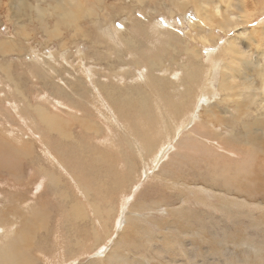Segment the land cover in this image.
<instances>
[{"label":"rangeland","instance_id":"rangeland-1","mask_svg":"<svg viewBox=\"0 0 264 264\" xmlns=\"http://www.w3.org/2000/svg\"><path fill=\"white\" fill-rule=\"evenodd\" d=\"M208 1L197 13L193 5L198 0H0V39L12 42L0 49V154L3 149L7 154L14 150L21 154L12 167L0 168V208L19 199L22 204L35 201L49 209V217L42 223L46 227L39 228L38 219L25 225L28 233L42 237L41 247L30 251L38 258L34 264L106 262L115 245L121 254L120 263L115 264H264V154L248 159L245 138L238 134L242 121L263 113L264 105L251 102L252 96L262 98L264 94L258 77L245 74L250 65L226 62L229 57L223 53V46L232 40L249 61H263L259 47L264 48V0H244L242 5L241 0H233L234 5L228 0ZM60 6L72 12L74 21L59 13ZM213 6H219L221 12L225 9L226 16L214 14ZM230 12L235 17L224 19ZM126 31L137 46L134 43L127 49L123 45L120 35H127ZM200 35L207 40L203 42ZM184 46L193 47L201 59L184 52ZM160 49H165L162 63L151 68L148 56ZM114 50L121 52L120 57ZM211 55L221 61L215 66L219 73L213 70ZM225 63L234 69L238 65L239 71L235 79L226 80L231 97L221 101L219 83ZM10 74L14 83L6 78ZM244 74L245 78L236 79ZM153 77L174 81L181 77L191 94L183 99L180 79L176 85L169 81L168 93L160 95L164 102L159 103V94L150 85ZM97 79L102 80L98 86L93 84ZM18 82L29 102L46 107H38L39 117L16 95ZM239 85L252 87L249 98L233 96L235 90L243 92ZM127 86L145 91L149 107L118 106L104 99L103 92L108 96L117 88L126 93ZM204 90L207 97L202 96ZM96 97L104 103L108 116L96 113ZM156 102L162 111L168 107L172 116L192 107L173 134L167 123L172 135L167 142L158 137L165 132L161 117H170L157 109ZM247 105L248 110L238 111L237 107ZM50 112L54 113L53 123L42 131L39 125H47ZM77 117L97 125L86 130ZM63 130H69L71 137H60ZM256 131L261 132H251ZM192 133L197 138L191 139ZM39 145L48 147L53 157ZM29 146H35L30 155L24 152ZM60 146L67 150L60 151ZM51 169L62 172L60 186L50 183ZM83 186L88 188L86 192ZM69 196L83 210L86 207L84 217L71 215L66 204ZM141 200L140 208L135 209ZM92 201L101 206L100 213L94 212ZM151 201L157 205L145 207ZM136 216L142 219L139 224L131 221ZM7 217L0 213L1 219ZM12 222L19 227V219Z\"/></svg>","mask_w":264,"mask_h":264},{"label":"bare ground","instance_id":"bare-ground-1","mask_svg":"<svg viewBox=\"0 0 264 264\" xmlns=\"http://www.w3.org/2000/svg\"><path fill=\"white\" fill-rule=\"evenodd\" d=\"M203 1V0H202ZM229 1V3H231V4H233L232 3V1L233 0H228ZM182 2H183V0H182ZM192 2V1H191ZM196 2V1H195ZM207 2V3H206ZM208 2H210V1H208V0H206L205 1V3H203V2H201V1H199L198 0V2L195 4V5H193V7H196V12L198 13L199 12V10L201 9V4H203V5H205V4H207V5H209L208 4ZM212 2V1H211ZM215 2V1H214ZM218 2H219V0H218ZM223 1H221V3H222ZM241 5H242V3L244 2L245 3V1L243 0H241V1H238ZM215 3H217V2H215ZM224 3V2H223ZM219 4V3H218ZM200 5V8L198 7ZM212 5V4H211ZM210 5V6H211ZM234 5V4H233ZM181 6V8H183L184 7V4H181L180 5ZM226 6H228L227 4H226ZM243 6H244V4H243ZM204 7H206V6H204ZM214 7V6H213ZM219 6H215L214 7V10H215V13L214 14H217V15H219V16H222V14L225 12V9H224V11H220L219 10V8H218ZM225 7V6H224ZM60 8V14H62L63 16L64 15H66V17H67V21H74V20H72L71 18L73 17V14H72V12L71 11H68V9L66 10L63 6H60L59 7ZM211 8V7H210ZM242 8V7H241ZM243 8H245V7H243ZM41 9V8H40ZM57 9V8H56ZM204 9V8H203ZM228 9V8H227ZM246 9V8H245ZM242 10V9H241ZM55 11V10H54ZM89 11H91V10H89ZM232 11V10H231ZM245 11V10H244ZM40 12H42V11H40ZM202 12V11H201ZM200 12V13H201ZM204 12H206V10H204ZM241 12V11H240ZM245 12H247V11H245ZM244 12V13H245ZM43 14V13H42ZM209 14V13H208ZM226 14H228V13H226ZM230 15L229 16H227V17H223L224 19L225 18H228V20H231L232 19V17L234 16V14L233 13H229ZM75 15V14H74ZM201 15V14H200ZM205 15H207V14H205ZM213 15V14H212ZM235 15H237V13L235 14ZM240 15V14H239ZM244 15V14H243ZM204 16V15H203ZM224 16H226L225 15V13H224ZM241 16V15H240ZM239 16V17H240ZM216 17V16H215ZM235 17V16H234ZM237 17V16H236ZM247 17V16H246ZM252 17V16H251ZM79 18V17H78ZM203 18V17H202ZM201 18V19H202ZM245 18V17H244ZM245 20H246V18H245ZM250 20V19H249ZM66 21V20H65ZM77 21V20H76ZM202 21V20H201ZM204 21V20H203ZM225 22V21H224ZM232 22V21H231ZM235 20H234V24H235ZM229 23H230V21H229ZM137 24H139V23H137ZM94 25V24H93ZM222 25V24H221ZM226 25V24H225ZM54 26V25H53ZM95 26H97L96 24H95ZM192 26V25H191ZM224 26V25H223ZM43 27H47V26H43ZM98 27H100V26H98ZM219 27H221V26H219ZM230 27V26H229ZM235 27V26H234ZM238 27V26H237ZM221 28H227V27H221ZM99 29V28H98ZM124 29V28H123ZM241 29V28H240ZM225 31H226V29H224ZM253 30H255V29H253ZM257 30V29H256ZM256 30H255V32H256ZM97 31V30H96ZM99 31V30H98ZM262 31V30H261ZM102 32V31H101ZM123 32H125V31H123ZM126 33H127V35H120V39L122 40V43H123V45L128 49L130 46H132L134 43L136 44V46H137V43L136 42H134V39H133V37H130L128 34L130 33V32H128V31H126ZM250 34H251V32H250ZM132 35V34H131ZM174 35V34H173ZM252 35H254V33L252 34ZM174 37V36H173ZM199 37V36H198ZM200 39H202V41L204 42V40H207V39H205L204 37H203V35H200V37H199ZM255 39V38H254ZM6 42H10V40H2L1 41V39H0V49H2V50H4L5 48H6V46H7V44H6ZM10 43H12V42H10ZM207 43V42H206ZM234 44H236V45H234ZM258 44H260V42H258ZM15 46H17V45H15ZM237 43H235L234 41L232 42V40H228V42L226 43V45L225 46H223L224 48H223V53L227 56V57H229V59L228 60H226V62L227 61H232V63L234 64V62L233 61H236V62H238L239 64L238 65H241L242 67H244V66H246V65H250V68L249 69H246L245 70V74H248V76L247 75H245L244 74V76L241 78V77H239V78H236V79H243V78H245L246 76L247 77H252V75L251 76H249V74H255L254 76H256V78L258 77V79H259V82H258V84H259V87L262 89V93L264 94V48H262L261 46L259 47V51H261L260 52V56L261 57H263V61L262 62H258V63H255L254 64V62L253 61H249L247 58H246V56H245V53L244 52H242V51H239L238 49H237V47H239V46H237ZM116 47H118V46H116ZM133 48H134V46H133ZM241 49V48H240ZM163 50H165V49H160L159 50V52L158 53H156V55L155 56H148V60H149V64H150V67L151 68H153V67H156V66H159L161 63H162V57H160L161 56V54H162V52H164ZM183 50H184V52H186V53H188V54H191V55H193L194 56V58L197 60V61H199L200 59H201V56H200V54H197L195 51H194V49H193V47H188V46H184V48H183ZM114 54H118V56H119V54H121V52L120 51H118V50H114V52H113ZM222 54V53H221ZM105 56V55H104ZM225 56V57H226ZM97 57V56H96ZM120 57V56H119ZM144 57H146V55L144 56ZM209 58L211 59V63H212V65H213V67H214V71L215 72H217V70L215 69L217 66H218V64H219V62H221L220 61V59H218L217 57H215V56H213V55H211V56H209ZM259 58V57H258ZM105 59H107V61H108V63H110L111 65H115L116 63H115V61H110L108 58H105ZM120 59V58H119ZM227 59V58H226ZM121 60V59H120ZM225 60V59H224ZM171 61H173V59H171ZM171 61H169V62H171ZM260 61V60H259ZM119 62V61H118ZM175 62V61H174ZM228 62V63H229ZM231 63V62H230ZM229 63V64H230ZM169 64H173V63H169ZM175 64H177V63H175ZM237 64V63H236ZM235 64V65H236ZM8 65V64H7ZM6 65V66H7ZM223 66H222V68H221V70L223 69L224 71L226 70V72H222L221 73V80H220V83H219V85H220V89L219 90H221L222 92H223V96H221V101H223L224 99H227V98H230L231 97V95L229 94V92L231 91V88H229L228 86H227V84H226V80L227 79H231V78H233V79H235V74L239 71L238 70V68H236L238 65H236L235 66V69L232 67V66H230V67H228V66H226L227 64L225 63V64H222ZM3 66V65H2ZM149 66V65H148ZM209 67H210V65H208ZM216 66V67H215ZM5 67V66H4ZM182 67H184V65H182ZM239 67V66H238ZM230 70H229V69ZM5 69H8V68H4V70ZM103 69V68H102ZM3 70V71H4ZM105 70V69H104ZM110 70V69H109ZM171 70V69H170ZM212 70V71H213ZM172 71V70H171ZM172 72H174V71H172ZM220 71H218L217 73H219ZM88 73H90V72H88ZM216 73V74H217ZM214 74V73H213ZM7 77V80L9 81V82H12V83H14V80H15V78H13L12 76H11V74L10 75H6ZM191 76H192V73H191ZM198 76L199 75H195L194 76V78L195 79H197L198 78ZM90 76L89 75H86L84 78L86 79V82L87 83H89V81H87V79L89 78ZM211 77H214V75H211ZM216 77V76H215ZM214 77V78H215ZM164 78V77H163ZM166 78V77H165ZM192 78H193V76H192ZM120 78H118V80H119ZM180 79V80H179ZM206 79V78H205ZM98 80V79H97ZM177 80H179V82H180V85H181V87H183V90H181L180 91V97H182L183 99H185V97L187 96V94H189L190 93V91L189 90H187V88L184 86V83L182 82V79H181V77H177V79H176V81ZM216 80V79H215ZM102 81V80H101ZM100 80H98V81H96L97 83H93V84H96V86H98V82H101ZM104 81H106V80H104ZM169 81H171V83L172 84H174V85H176V81H174V80H169L168 79V77L166 78V79H162V77L160 78V77H158V78H155V77H153L152 78V81L150 80V85L152 86V88L154 89V91L155 92H157L159 95H158V97H157V99H158V101H159V103H163V102H161V100H162V97L160 98V95L162 96V93L165 91V93H168V84H170V82ZM11 83V84H12ZM104 83H107V82H104ZM203 83V82H202ZM202 83H201V85H202ZM209 83V82H208ZM18 84H19V82L18 83H16L15 84V87H14V89H15V91H16V95H19L20 97H22L24 100H23V102L25 101L26 103H27V105L29 106V107H31V108H29V107H27L28 109H30L31 111H34V114H36V116L37 117H39V111H38V107L39 106H42V107H44V108H46L45 106H43L42 104H41V102H37L36 104H32L31 102H29L28 100H27V97H25L26 95H24V93H23V91H22V89H21V87L20 86H18ZM90 84V83H89ZM92 84V83H91ZM108 84H110V83H108ZM205 84V83H204ZM20 85V84H19ZM205 85H207V84H205ZM92 86V85H91ZM94 86V85H93ZM166 86V87H165ZM208 86V85H207ZM115 87V86H114ZM180 87V88H181ZM209 87L211 88V83H209ZM239 88H243V92H238V91H234L233 92V96H243L244 97V99L246 98H249L250 97V95H251V93H252V91L250 92L249 90L251 89L252 90V87H250L249 85H244V86H238ZM95 88V87H94ZM179 88V89H180ZM245 88V89H244ZM61 89V88H60ZM126 89H127V92L126 93H120L118 90H117V88H115V89H111L110 91H109V93H108V96H106V94L103 92V97H104V99L105 100H107L108 102H112L113 104H115V105H118L119 106V104H123V105H128V106H131V108H139L138 106H140V105H138V104H144L145 105V107H149V105H148V103H149V101H150V97H149V95L147 96L146 95V93H145V91H142V89H136V88H131V87H129V86H127L126 87ZM198 89L200 90V86L198 87ZM247 89V90H246ZM254 89V88H253ZM92 90V89H91ZM99 90H100V92H102L101 91V89H100V87H99ZM95 91V90H94ZM167 91V92H166ZM203 92V91H202ZM260 92H261V90H260ZM65 93V92H64ZM91 93H93L92 91H91ZM66 94V93H65ZM97 94V93H96ZM191 94V93H190ZM197 94V93H196ZM93 95H95L94 93H93ZM163 95H164V93H163ZM195 95V94H194ZM245 95V96H244ZM1 96V95H0ZM202 96L203 97H207L208 96V92L206 91V90H204V92L202 93ZM262 96V95H261ZM167 97L168 98H170L171 96L168 94L167 95ZM167 97H165V98H167ZM98 97H96V100H98V104H99V106L100 107H102V108H100L99 106L97 107V114L98 115H101V117H103V115L104 116H108V114H107V112H106V109H104L103 107H104V103L101 101V99L99 100V99H97ZM155 98V97H154ZM1 99V98H0ZM95 99V98H94ZM164 99V98H163ZM165 100V99H164ZM172 100V99H171ZM252 100H253V102H251V104L253 105V104H256V102L255 101H257L258 100V102H257V104L259 103L260 105H264V96H262V98H260V97H258V98H256L255 97V95L254 96H252ZM22 101V100H21ZM24 102V103H25ZM169 102H170V100H169ZM192 102H193V100H191V104H192ZM23 103V104H24ZM25 103V104H26ZM63 103H64V101H63ZM61 104V103H60ZM150 104V103H149ZM168 104V103H167ZM171 105H172V101H171V103H170ZM169 104V105H170ZM256 104V106H258ZM26 105V106H27ZM58 105H59V103H58ZM143 105V106H144ZM165 105H166V103H165ZM213 105V104H212ZM217 104H214L213 106H216ZM60 106H62V105H60ZM108 106V105H107ZM142 106V107H143ZM154 106V105H153ZM156 106H157V109H159V110H161L160 109V106H159V104L156 102ZM248 106V105H247ZM245 106V107H242V106H239V107H237V109H238V111L239 112H244V111H246V110H248L249 109V107L250 106ZM55 107V106H54ZM115 107V106H114ZM145 107H144V109H145ZM63 108V107H62ZM62 108L61 109H59V108H54V111H61L62 110ZM140 109V108H139ZM176 109V108H175ZM191 110H192V107L191 108H189L188 110H187V112L186 113H182V114H179V115H176V116H174V114H173V116H172V114H170V110H169V108L168 107H166V106H164V108H163V111L161 110L160 112L165 116V117H170V118H167L166 120H162V117H161V122L163 123V125L165 124V126H164V128H165V132H164V137L163 136H161L160 135V133H163V132H159V137H158V139H161V138H163V140H164V138H165V140L164 141H168V139H171L170 138V136H172V135H169V133H168V131H167V129H166V127H167V123L170 125V126H172V134L179 128V126H181L180 124L182 123V122H184L185 121V118L189 115V113L191 112ZM108 111V110H107ZM140 111V110H139ZM146 111H148V110H146ZM172 111H174L173 113H175V111H177L178 112V110H172ZM262 111H263V113H261L260 114V116H258L257 118H255V119H253V120H251V121H242L241 122V131L240 132H238V134H240L241 135V137H244L245 138V141H246V146H248V148H247V152L249 153V151H250V154H249V156H248V159H250L251 157L252 158H256V157H258L257 155L259 154V153H262V154H264V107H262ZM110 112V111H109ZM116 112V111H115ZM121 112H122V110H121ZM124 112V111H123ZM122 112V113H123ZM141 112V111H140ZM84 113H86L85 111L83 112V114ZM172 113V112H171ZM19 114H21V113H19ZM110 114H111V112H110ZM109 114V115H110ZM183 114H185L186 115V117H184L183 118ZM16 115V114H15ZM52 115H54V113L53 112H50V114H48V115H46V118L48 119V122H47V125H39V127H41V130L43 131V130H45V129H47V127H49V126H51L52 125V123H53V118H52ZM198 116V115H197ZM35 118V117H34ZM21 119H22V117H21ZM75 119H79V122H80V124L82 125V127L84 128V129H86V130H89V129H94L95 127H96V125H97V123L96 122H91V121H89V120H87V119H85V118H83V119H80V117H77V118H75ZM164 119V118H163ZM195 119V118H194ZM201 120V119H200ZM26 121V120H25ZM199 123H201V122H199ZM206 124H210L209 122H205ZM182 125H183V123H182ZM196 126V125H195ZM256 129H259V130H261V132L259 133V131L257 132L256 131V133H252L251 131L252 130H256ZM8 130V129H7ZM191 133V132H190ZM259 133V135L257 136V134ZM238 134L236 135V136H238ZM190 135V134H189ZM239 135V136H240ZM59 136L60 137H65V138H69V137H71L70 136V131L69 130H63V131H60V133H59ZM187 136H188V134H187ZM192 137H194V138H197L196 137V135H195V133H192V135L190 136V138L191 139H193ZM40 139V138H39ZM71 139V138H70ZM156 138L154 137V135L152 136V140H155ZM199 139V138H198ZM69 140V139H68ZM67 140V141H68ZM145 140L147 141V139L145 138ZM197 140V139H196ZM40 143L42 142L41 141V139L40 140H38ZM170 142H172V141H169V143L168 144H170ZM79 143V142H78ZM164 143V142H163ZM69 144V143H68ZM147 144V143H146ZM155 144H156V142H155ZM67 145V144H66ZM135 145V144H134ZM150 145V144H149ZM225 145V144H224ZM40 146V145H39ZM48 146H49V144H48ZM76 146V145H75ZM147 146V145H146ZM151 146H152V144H151ZM167 146V144L165 145V147ZM35 147V146H34ZM34 147L33 146H29V147H26L25 148V154H32L33 152H34ZM41 147V146H40ZM78 147V146H77ZM125 147V146H124ZM135 147V146H134ZM150 146H147V148H149ZM138 148V147H137ZM160 148V146H158V148L157 149H159ZM164 148V147H163ZM222 148H223V146H222ZM229 148H231V147H229ZM41 149H42V151H43V153H45L48 157H50V158H52L53 157V155H52V153H50L49 152V149H48V147H46V148H42L41 147ZM60 151H63V150H67V147L66 146H60V148H58ZM224 149V148H223ZM143 150V149H142ZM141 149H140V151H142ZM226 150V149H225ZM18 151V150H17ZM17 151H13L12 152V154H7L6 153V151L3 149V152H4V154L3 155H1L0 154V158H1V162H0V168H2V170H4V171H6L7 170V168L9 167V166H13V165H15L16 164V162H17V160H19L20 159V157H21V154L20 153H18ZM162 151V150H161ZM224 151V150H223ZM227 151V150H226ZM74 152V151H73ZM148 153H152V149L151 148H149V150H148ZM163 153V152H162ZM227 153V152H226ZM238 153V152H237ZM66 154H67V151H66ZM232 154V152L230 153V155ZM54 156H55V154H54ZM58 156V155H57ZM63 156H64V154H63ZM164 156L165 155H161L160 154V158H164ZM18 157H19V159H18ZM228 157V156H227ZM55 158H56V156H55ZM224 158V157H223ZM230 158V157H229ZM228 158V159H229ZM232 158H233V156H232ZM49 159V158H48ZM73 159H76L75 157L73 158ZM194 159V158H193ZM227 159V158H226ZM259 159V158H258ZM57 163H58V160L57 159H54ZM16 161V162H15ZM70 161V160H69ZM228 162V161H227ZM262 162H264V160L262 161ZM62 163H63V161H62ZM7 164H9V165H7ZM66 164V163H65ZM212 164V163H211ZM7 165V166H6ZM73 167H74V165H73ZM75 168V167H74ZM54 169V168H53ZM61 169V171L62 172H64L63 171V169L62 168H60ZM177 171V170H176ZM62 172H58L57 171V173L53 170L52 171V169H51V171H50V173H49V181H50V183L52 184V186L53 187H57V186H60L59 184L62 182ZM166 172V171H165ZM65 173V172H64ZM169 173V172H168ZM163 174H165L164 172H163ZM66 175V174H65ZM68 175V174H67ZM246 176V175H245ZM67 178V177H66ZM70 178H71V176H70ZM74 179V178H73ZM171 179V178H170ZM228 179L230 180V176L228 177ZM178 178L174 181V183H176V182H178ZM181 180V179H180ZM172 181V180H171ZM187 182V181H186ZM130 183V182H129ZM173 183V182H172ZM225 185H229L230 184V182H227V181H224L223 182ZM129 185V184H128ZM131 185V184H130ZM87 186V185H86ZM206 187V186H205ZM93 188V187H92ZM206 188H208V187H206ZM81 189V188H80ZM86 190H88V188L87 187H84L83 186V191L84 192H86ZM95 191V190H94ZM232 191H233V189H232ZM84 192H83V194H84ZM88 192H91V191H88ZM160 193V192H159ZM64 196H68V194H63ZM86 195H87V193H86ZM90 195V194H89ZM82 197H83V195H82ZM85 197V196H84ZM182 197V196H181ZM69 199H66L68 202H66V204L68 205V208L70 209V213L72 212V214L71 215H73L75 218H82V216L85 214H87V212H86V207L84 208V210H83V206L81 207V203H79V202H77V200L76 199H73L72 198V196H69L68 197ZM86 198V197H85ZM91 198V197H90ZM98 198V197H97ZM90 200H93V198L92 199H90ZM170 200V199H169ZM5 201V200H4ZM146 201H148V200H146ZM152 201H155V200H152ZM149 202V203H147V205L145 206V207H149V208H152L153 207V205H157V203L156 202ZM86 202H89L88 200L86 201ZM142 200L139 202V204L135 207V209H139L140 208V206H141V204H142ZM91 203V202H90ZM156 203V204H155ZM161 203V202H160ZM166 203V202H165ZM222 204V203H221ZM4 205V206H3ZM2 205V207L0 208V213H2L3 214V212H5V213H7L8 214V217L7 218H0V221H1V223H0V264H34V259L35 260H37L38 258L36 257L35 258V256L33 255V253L31 252L30 253V251L33 249V247H35V246H37V247H35V248H38V247H41V240H42V237L39 235V237H38V235H37V233H28V231H27V229H26V223L28 222V221H32V220H34V219H38L37 220V224H39V228L40 227H46L45 225H43L42 223L44 222V224H45V221H47V219H48V215H49V209L47 208V207H40L38 204H36L35 203V201L34 202H32V203H26V204H22V202H19V199H17L14 203H13V205H11L9 202H6V204H3ZM109 205H111V204H109ZM134 205H136V204H134ZM158 206H159V204H158ZM160 206H161V204H160ZM163 206V205H162ZM220 206V205H219ZM92 208H93V210H94V212L95 213H100V210H101V206H99L98 204H97V202H95V201H92ZM111 208V207H110ZM113 208V207H112ZM134 207L132 206V209H133ZM154 208V207H153ZM223 208V207H222ZM221 208V209H222ZM21 209H23V212H21L20 210ZM51 209V208H50ZM106 209V208H105ZM109 209V208H108ZM107 209V210H108ZM143 209V208H142ZM225 210V209H224ZM54 211V210H53ZM148 212H149V210H147ZM227 210H225V212H226ZM86 212V213H85ZM94 213V214H95ZM112 213V212H111ZM128 213V212H127ZM137 213V212H136ZM132 214H134V213H132ZM137 214H139V213H137ZM2 216V215H1ZM48 216V217H47ZM102 216V215H101ZM130 216V215H129ZM129 216H127V217H129ZM141 216V215H140ZM140 216L139 217H135V218H131V221L132 222H134V223H136V224H139L141 221H142V219L140 218ZM25 217V218H24ZM84 217V216H83ZM22 218H24L23 219V224H22V226H21V223H20V219H22ZM12 219H19V222H18V224H19V227L17 228V225H14V223L12 222ZM132 219H134V220H132ZM47 224V223H46ZM125 225V224H124ZM128 225V224H127ZM106 227H107V225H106ZM129 227V226H128ZM127 228V227H126ZM107 229V228H106ZM40 230V229H39ZM46 231V230H45ZM22 232H27L25 235H20ZM96 232V231H95ZM110 233V232H109ZM48 234H49V232H48ZM109 235V234H108ZM107 236V235H106ZM97 237V236H96ZM96 237H94V238H96ZM97 239V238H96ZM96 239H95V241H96ZM99 239V238H98ZM245 239V238H244ZM82 241V240H81ZM118 242H120V239H119V241ZM44 243V242H43ZM92 244V243H91ZM47 246V245H46ZM116 249H117V247H116V245L113 247V250L111 251V253H110V255H109V257L108 258H106V262H105V260H102V259H100L99 260V262L97 261H93V263H87V264H99V263H103V262H105V263H107V264H115V262H119V260H120V258H121V254H120V252H118V251H116ZM104 263V264H105ZM120 263V262H119Z\"/></svg>","mask_w":264,"mask_h":264}]
</instances>
